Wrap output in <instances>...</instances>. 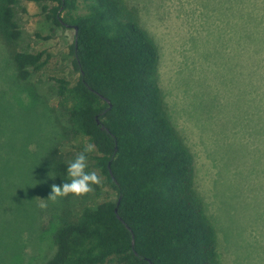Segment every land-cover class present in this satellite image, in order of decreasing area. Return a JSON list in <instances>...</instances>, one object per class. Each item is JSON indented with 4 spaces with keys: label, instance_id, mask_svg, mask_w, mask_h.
Wrapping results in <instances>:
<instances>
[{
    "label": "rangeland",
    "instance_id": "374dc122",
    "mask_svg": "<svg viewBox=\"0 0 264 264\" xmlns=\"http://www.w3.org/2000/svg\"><path fill=\"white\" fill-rule=\"evenodd\" d=\"M127 2L159 47L166 109L194 154L195 186L216 226L219 263L264 264V136L255 115L259 92L250 91L261 80L248 73L264 72V35H238V0ZM52 5L20 0L14 5L19 40L9 43L0 34V264H43L55 251L62 216L115 196L101 185L81 196L48 198L63 184L55 156L71 160L78 146L88 145L60 104L55 78L77 77L74 30L46 18L42 8ZM14 49L41 54L26 81L17 78ZM232 91L241 92L250 112L242 127L230 126L246 113L227 104Z\"/></svg>",
    "mask_w": 264,
    "mask_h": 264
},
{
    "label": "trees",
    "instance_id": "16d2710c",
    "mask_svg": "<svg viewBox=\"0 0 264 264\" xmlns=\"http://www.w3.org/2000/svg\"><path fill=\"white\" fill-rule=\"evenodd\" d=\"M19 1L0 0V34L13 44L21 36ZM30 1L52 2L42 8L46 18L74 30L70 54L77 77H56L57 92L75 135L94 146L86 153V170L100 178L93 188L105 185L115 194L62 216L55 251L43 264H220L216 226L195 186L194 154L166 109L160 50L135 7L127 0ZM238 2V35H264V0ZM40 58L14 49L17 78L28 80ZM248 73L261 80L250 91L259 92L255 115L264 136V72ZM228 98L232 108L246 111L242 121L233 113L236 124H230L242 127L250 116L246 101L241 92ZM86 147L78 146L71 160L55 156L61 181L68 182V164Z\"/></svg>",
    "mask_w": 264,
    "mask_h": 264
},
{
    "label": "clouds",
    "instance_id": "9594fccd",
    "mask_svg": "<svg viewBox=\"0 0 264 264\" xmlns=\"http://www.w3.org/2000/svg\"><path fill=\"white\" fill-rule=\"evenodd\" d=\"M94 146L88 144L87 147L77 155L67 166L66 173L68 182H63L62 186H53L51 189V198L53 201L58 197H67L69 195L81 196L92 190L93 185L100 183V178L95 172L87 171V155L92 152Z\"/></svg>",
    "mask_w": 264,
    "mask_h": 264
},
{
    "label": "water",
    "instance_id": "95a60500",
    "mask_svg": "<svg viewBox=\"0 0 264 264\" xmlns=\"http://www.w3.org/2000/svg\"><path fill=\"white\" fill-rule=\"evenodd\" d=\"M77 29V27L75 26V30ZM102 127H104V126H102ZM115 211H117V208L115 209ZM118 217H119V219H121L123 222H124V220L118 215ZM125 223V222H124ZM125 225L128 227V225L125 223ZM132 242H133V239H132Z\"/></svg>",
    "mask_w": 264,
    "mask_h": 264
}]
</instances>
